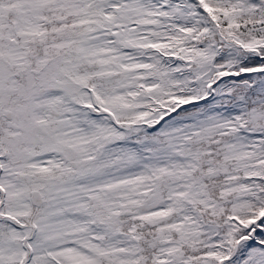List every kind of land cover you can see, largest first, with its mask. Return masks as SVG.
Wrapping results in <instances>:
<instances>
[{"label": "snow or ice", "instance_id": "snow-or-ice-1", "mask_svg": "<svg viewBox=\"0 0 264 264\" xmlns=\"http://www.w3.org/2000/svg\"><path fill=\"white\" fill-rule=\"evenodd\" d=\"M0 264H264V0H0Z\"/></svg>", "mask_w": 264, "mask_h": 264}]
</instances>
